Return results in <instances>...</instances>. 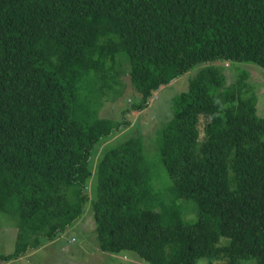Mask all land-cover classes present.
<instances>
[{
    "label": "trees",
    "instance_id": "16d2710c",
    "mask_svg": "<svg viewBox=\"0 0 264 264\" xmlns=\"http://www.w3.org/2000/svg\"><path fill=\"white\" fill-rule=\"evenodd\" d=\"M121 59L140 99L120 122L98 115L89 92L114 87ZM218 61L264 68V0H0V216H18L0 263L75 226L95 146L201 65L172 100L160 148L171 191L195 201L196 220L162 201L142 139L127 138L95 166L98 247L149 264H264V106L247 72L229 81Z\"/></svg>",
    "mask_w": 264,
    "mask_h": 264
},
{
    "label": "rangeland",
    "instance_id": "374dc122",
    "mask_svg": "<svg viewBox=\"0 0 264 264\" xmlns=\"http://www.w3.org/2000/svg\"><path fill=\"white\" fill-rule=\"evenodd\" d=\"M214 66H222L227 78L235 79L239 72H247L248 85L257 92L259 109L264 106V68L254 63L238 62H214ZM201 65L195 66L186 73L175 77L172 81L162 85L155 91L149 105L137 113L126 111L125 118L130 121L128 127H122L119 131L103 139L98 143L89 159V169L92 172L87 185L89 201L85 207L82 218L75 226L68 229L52 242H47L38 249L30 250L16 259L0 264H149L136 252H109L102 251L98 247L95 233L93 213L90 200L95 194L96 178L94 174L97 159L104 146L114 145L127 138H141L144 150L145 165L150 171L153 186L161 192L163 202H175L182 213L186 224H192L197 217V207L193 199L175 198L171 191L173 181L168 175L161 156L162 132L166 123L173 115L172 100L180 92L189 88L191 78L197 74ZM128 62L120 60L114 65L118 70L117 83L112 88H106V92L91 91L89 96L92 102H96L97 113L111 121H122L123 109L128 107V102L140 99V93L130 87L128 77ZM84 99V97H83ZM88 99V98H87ZM18 234V216H0V253L8 254L14 251ZM226 240L221 239L220 244ZM206 259H199L198 263H205ZM215 264V262H214Z\"/></svg>",
    "mask_w": 264,
    "mask_h": 264
}]
</instances>
